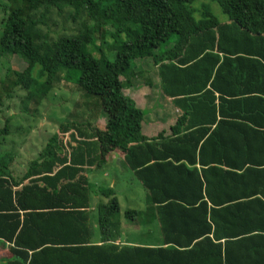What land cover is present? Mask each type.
Returning a JSON list of instances; mask_svg holds the SVG:
<instances>
[{"label":"trees","instance_id":"16d2710c","mask_svg":"<svg viewBox=\"0 0 264 264\" xmlns=\"http://www.w3.org/2000/svg\"><path fill=\"white\" fill-rule=\"evenodd\" d=\"M0 1L10 5L0 6V58L17 56L27 65L13 71L12 85L24 86L22 75L35 71L36 78L49 77L42 83L33 77L22 112L43 100L62 74L99 98L106 121L61 123L68 141L51 136L20 177L10 173L16 155L0 151V240L11 244L12 255L6 264L163 258L167 252H62L116 248L86 244L92 234L87 204L73 197L89 193L86 168H101L113 152L124 155L123 168L147 192L163 234L178 221L202 222L192 225L203 241L197 247L208 244L226 256L264 252V0H209L225 23L208 10L196 20L197 0ZM65 10L77 29L52 37V17ZM146 59L156 67L162 95L179 111L167 130L153 135L142 132L143 110L124 94L144 74L134 63ZM145 83L152 84L147 77ZM8 134L5 124L0 146ZM98 211L97 227L112 232L117 200Z\"/></svg>","mask_w":264,"mask_h":264},{"label":"rangeland","instance_id":"374dc122","mask_svg":"<svg viewBox=\"0 0 264 264\" xmlns=\"http://www.w3.org/2000/svg\"><path fill=\"white\" fill-rule=\"evenodd\" d=\"M0 6L9 7L10 5L5 1H0ZM192 6L196 8L194 12L196 20L201 19L202 12L208 10L220 23L227 22V18L221 13L219 7L209 0H197ZM4 18L5 15L0 8V33L1 22ZM52 19L55 23L54 25L49 24L52 37L62 33H75L77 22L73 23L69 18L68 10H65L61 15L54 13ZM163 47L162 45L161 48L163 49ZM107 56L109 60L114 58L113 54H107ZM134 65L139 67L144 74L135 78L133 80L134 89H125L124 94L132 97L137 102V106L145 110L143 111L142 132L149 134L154 131L153 135L159 133L160 128L167 130L179 113L176 112L171 101L162 95L158 86L156 67L150 59L138 60ZM26 66L25 62L17 56L0 58V128L7 124L9 130L3 145L0 146V151L16 155L10 167L12 177H20L24 173L23 169L38 157L49 138L54 134L63 144L68 141V134H62L59 130L61 123H90L91 126L95 124L102 126L106 122L100 108L99 98L86 96L75 84L64 81L62 74L59 75L58 80L54 78L53 87L43 100L29 102L26 105V112H22L21 102L25 99L31 80L38 74L37 71L31 77L23 74L20 80L24 86L14 87L12 85L15 81L13 71L22 73ZM146 77L152 83L150 86L145 83ZM48 78L46 75L43 79L37 77L36 80L38 83H42ZM152 105L154 107L150 108ZM165 107L172 111L171 118L175 117V119H171V123L168 122L164 125L162 121H165L164 117L167 115ZM151 115L159 117L158 121L154 122L156 126L153 129L150 127L151 123L147 121V117ZM93 174L100 185H106L111 182L112 178H115L117 186L124 187V190L126 187L130 188L122 194L123 198L120 197L123 214L126 211H139L148 205V203L146 204V191L128 169L121 170L110 163ZM8 260L9 258L2 256L0 264H5Z\"/></svg>","mask_w":264,"mask_h":264},{"label":"crops","instance_id":"0c3cea01","mask_svg":"<svg viewBox=\"0 0 264 264\" xmlns=\"http://www.w3.org/2000/svg\"><path fill=\"white\" fill-rule=\"evenodd\" d=\"M153 107L152 105L150 108ZM165 109L167 115L164 117L165 121H162L164 125L168 122L171 123V119H175V117L171 118L172 111L166 107ZM156 110L159 111L158 108ZM175 110L179 113L176 108ZM157 118L159 117L153 115L147 117V121L151 123L150 127L152 129L156 126L154 122L158 121ZM123 160V154L113 152L106 158V163L98 169H103L104 166L112 163L118 169L123 170ZM26 168L23 169L24 172ZM98 169L95 166L86 168L84 176L87 177L90 183L89 186H86L89 193L82 196L77 194L73 197H75L76 201L87 204L88 209L86 211L90 216L89 222L92 225V234L86 238L89 239L86 244H89V247L104 245L115 246L116 248H81L62 252H167L162 259L154 261V263L151 260H147L151 262H142L139 259L134 260L131 256L125 255L121 264H264V252H228L226 256V252H214L213 249L209 248L208 244L197 247V245L203 244V241L202 239L198 240L201 237L195 236L192 225L202 224V222L178 221L174 224L175 228H171L167 234H163L155 210L149 204L145 208L143 207L144 209L136 211L137 213L134 218L126 219L122 215L120 197L122 196L123 198L122 194L130 188L126 187V190H124V187L117 186L115 178H112L111 182L106 185L98 184L93 174ZM113 198L117 200L120 216L118 220L112 222V232L103 233L97 227V220L99 218L98 208L100 205L107 204ZM147 198L146 195V204L148 203ZM117 224L119 228L115 232L114 226ZM200 229H202V226ZM104 237H107L110 241L103 243ZM166 237L168 241H166ZM209 238L211 239L212 237L209 236ZM82 239H85V237ZM190 239L195 240L194 243H192L193 241L190 243ZM191 245H194V247H190ZM10 247L11 244L0 240V259L2 256L9 258V260L11 259Z\"/></svg>","mask_w":264,"mask_h":264}]
</instances>
